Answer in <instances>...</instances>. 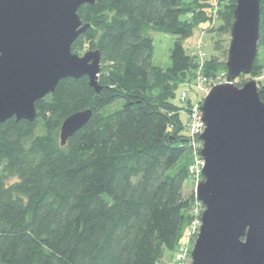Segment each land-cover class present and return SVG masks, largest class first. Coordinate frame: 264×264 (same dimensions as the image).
Here are the masks:
<instances>
[{
	"label": "trees",
	"instance_id": "16d2710c",
	"mask_svg": "<svg viewBox=\"0 0 264 264\" xmlns=\"http://www.w3.org/2000/svg\"><path fill=\"white\" fill-rule=\"evenodd\" d=\"M211 6L212 0L82 6L79 17L90 26L72 52H101V91L88 77L67 78L36 102V121L14 117L0 125V264H162L178 248L194 202L183 187L202 151L200 144L189 148L181 116L187 107L174 101L179 84L197 70L181 41L208 21ZM261 10L259 47L264 0ZM155 33L177 36L166 70L153 63ZM258 62L240 77L260 72ZM258 87L264 102V82ZM86 110L89 123L62 145L64 121Z\"/></svg>",
	"mask_w": 264,
	"mask_h": 264
},
{
	"label": "water",
	"instance_id": "95a60500",
	"mask_svg": "<svg viewBox=\"0 0 264 264\" xmlns=\"http://www.w3.org/2000/svg\"><path fill=\"white\" fill-rule=\"evenodd\" d=\"M96 0H0V125L14 117L36 121V102L67 78H89L100 93L101 52H72L87 31L79 10ZM228 53V82L201 106L205 160L197 199L205 207L192 264H264V102L252 73L258 56L261 0H238ZM92 111L61 126L66 145Z\"/></svg>",
	"mask_w": 264,
	"mask_h": 264
},
{
	"label": "rangeland",
	"instance_id": "374dc122",
	"mask_svg": "<svg viewBox=\"0 0 264 264\" xmlns=\"http://www.w3.org/2000/svg\"><path fill=\"white\" fill-rule=\"evenodd\" d=\"M236 7L237 2L234 3L233 0H212V6L210 11H208V21L200 23V25H198L189 36L183 38L181 41L186 48L187 54L196 57L195 60L197 62V70L195 74L190 75L187 81L179 84L176 97L174 98L175 102L182 105V95L184 92L188 91L189 96L187 103H185L187 107L185 109L186 114H181L182 119L186 121L190 116L189 111L191 109L197 108L199 111L198 113L203 115V112H201V106L206 97L210 94L211 91L209 90L216 85H222L228 82V67H226V64L228 62V53L231 45L230 31L234 23L232 16H234L235 11L233 10H235ZM153 37L155 48L153 63L161 69L166 70L172 64L170 54L174 48L173 46L176 42L177 36L155 33ZM88 51L82 55L77 54L82 57L88 53ZM201 53L203 56H201ZM257 58L261 71L259 70L260 72H257L252 76H245L244 78L240 77L238 79L240 84L239 87H243L244 83L252 80L264 82V46L259 47ZM201 77L209 82H207V87L205 89L200 88L199 90L198 83L201 81ZM116 106L120 107L122 106V103L118 102ZM199 132L200 133L197 132L198 136L195 135V145L200 144L202 147L203 142L201 136L204 131L200 130ZM190 137L192 138V136ZM190 143H194V138L191 139ZM189 148L192 150L195 146L190 144ZM203 180L204 178L201 180L190 178L185 182L183 187L186 197L194 201L192 203V209L195 207L201 214L205 212V207L201 201L197 200V186ZM200 216H195L191 211L187 213V224L184 227L182 233L183 237L180 240L178 248L174 250V252H167L162 264L193 263L192 252L196 246V240L199 238L200 229H196L193 234H189V231L192 229L195 217L198 219Z\"/></svg>",
	"mask_w": 264,
	"mask_h": 264
},
{
	"label": "built area",
	"instance_id": "2783aa9c",
	"mask_svg": "<svg viewBox=\"0 0 264 264\" xmlns=\"http://www.w3.org/2000/svg\"><path fill=\"white\" fill-rule=\"evenodd\" d=\"M201 56H203L202 53H201ZM200 80L201 81L198 83V89L199 90H200V88L205 89L207 87V82H209V81L206 80L205 78H202V77ZM209 91H211V90H209ZM188 96H189L188 91L184 92L182 95L181 102L187 103ZM189 112H190V116L188 117V120H187L188 132H189V135H191L192 138H194V143H191V145L193 144V146H195V149H198L199 145L198 144L195 145V135L198 136L197 132L200 133L199 132L200 130L205 131L206 125L203 122V115L198 113L199 111L197 110V108L191 109ZM203 146L204 145H202V147H201V145H200L201 150H203ZM194 156L196 157V159H195V162L193 163V165H191L189 167L190 168L189 169V175H190L191 179L195 178L197 180H201V179H203L202 172L204 170L205 160L201 156V154L200 155L198 154V150H196V153L194 154ZM191 212L194 213L195 216H200V215L201 216L198 217L199 220L195 217V219L193 221L192 229H191V231H189V234H193L196 231V229L201 230V228L203 226L202 216L204 213L201 214L195 207L191 210Z\"/></svg>",
	"mask_w": 264,
	"mask_h": 264
}]
</instances>
